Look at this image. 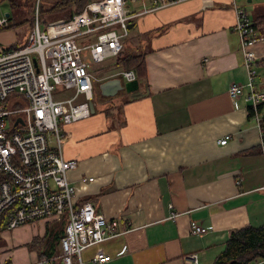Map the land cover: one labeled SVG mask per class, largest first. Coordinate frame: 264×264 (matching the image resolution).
<instances>
[{
  "label": "crops",
  "instance_id": "crops-1",
  "mask_svg": "<svg viewBox=\"0 0 264 264\" xmlns=\"http://www.w3.org/2000/svg\"><path fill=\"white\" fill-rule=\"evenodd\" d=\"M150 3L127 6L139 11L151 9ZM234 4L246 10L241 0H176L135 17L130 31L137 44L146 38L140 51L147 74L145 82L138 81L142 90L115 99L108 112L92 103L87 117L62 127V155L77 162L68 176L78 203L92 202L103 216L117 220L120 232L82 250V264H95L98 253L111 259L96 264H189L185 257L191 254L196 264H212L232 229L264 221L259 130L243 95L233 102L227 93L230 83L247 81L233 30ZM14 27L0 30V51L20 45ZM259 35L255 49L264 52V32ZM252 67L255 88L264 90V60ZM224 137L226 143L219 144ZM84 177L93 180L80 187ZM192 223L207 232L192 234ZM12 230L11 245L36 235L30 242L36 252L22 248L1 259L35 264L50 258L63 264L60 222Z\"/></svg>",
  "mask_w": 264,
  "mask_h": 264
},
{
  "label": "built area",
  "instance_id": "built-area-1",
  "mask_svg": "<svg viewBox=\"0 0 264 264\" xmlns=\"http://www.w3.org/2000/svg\"><path fill=\"white\" fill-rule=\"evenodd\" d=\"M135 1L91 0L71 17L48 22L45 29L39 27L35 15L25 43L0 51V229L10 231L41 220L64 221L59 241L63 264H73L74 257L82 264V250L120 234L116 219L103 216L90 201L78 203V189L68 176L77 162L62 155V127L90 114L95 80L116 76L124 81L135 79L132 70L96 78L82 59V51L87 50L95 64L115 58L135 17L176 0H151V9L129 11L127 4ZM233 7V30L239 38L247 81L230 83L227 93L233 102L243 95L248 103L249 117L259 130L264 167V90L255 88L252 67L255 60L264 58V52L255 49L262 37L248 13L235 4ZM9 24L0 10V29ZM227 138L218 143L225 144ZM91 180L81 178L80 187ZM190 231L201 235L207 228L192 223ZM110 259L98 253L92 262ZM185 262L196 264V254L185 257ZM35 264H52V260L43 258Z\"/></svg>",
  "mask_w": 264,
  "mask_h": 264
},
{
  "label": "trees",
  "instance_id": "trees-1",
  "mask_svg": "<svg viewBox=\"0 0 264 264\" xmlns=\"http://www.w3.org/2000/svg\"><path fill=\"white\" fill-rule=\"evenodd\" d=\"M13 1L14 0H8L10 7L15 6ZM89 1L91 0H55L47 8H44V10L38 6V17L43 18L44 13H52L54 14L53 19H67L71 17L72 13L81 11ZM7 17L10 22L12 20L11 13L8 12ZM251 21L258 34L264 32V10L257 11L254 19ZM16 25H18V23L11 21L7 28ZM258 36L260 37V35ZM21 46L22 45L11 44L6 47V50L16 49ZM122 52L123 51L104 67V71L114 68L119 70H132L135 74V79L139 81V83L142 81L145 82L147 75L145 53L131 52L123 54ZM262 126L264 128V120ZM60 224L64 226L65 223L62 221ZM263 260L264 221L259 226L246 225L232 229L223 243L222 250L215 256L212 264H255L256 262ZM0 261L8 260L1 259Z\"/></svg>",
  "mask_w": 264,
  "mask_h": 264
},
{
  "label": "rangeland",
  "instance_id": "rangeland-1",
  "mask_svg": "<svg viewBox=\"0 0 264 264\" xmlns=\"http://www.w3.org/2000/svg\"><path fill=\"white\" fill-rule=\"evenodd\" d=\"M53 1L55 0H14L13 2L15 3V6L13 7L9 6L8 0L0 1V10L3 13H8V12L11 13V17H12L11 21L14 23H18V25H16L14 29L17 32L18 40H19L18 42H20V45L24 44L25 39L27 38V34L30 31L32 22L35 18V15H37L38 17V6H40L41 9L44 10V8H47L49 5H51ZM241 2L244 3V6L246 7L245 11L250 15V17L253 16L255 12L260 11L256 7L262 6V8H264V0H251V2H246V0H241ZM150 7H152L151 3H150ZM254 8H255V12H254ZM53 16L54 14L52 13H44L43 18L38 17L39 27L41 29H45L46 24L54 20ZM129 33L130 34H128V36L122 39V42L124 45L122 49L123 51L122 53L128 54L131 52H140L142 50L144 51L146 48L145 47L146 43H144V40L146 41V38L141 39V44H137V38L133 36L132 30L130 31L129 29ZM149 47L150 46L148 45V49ZM82 59L89 64L90 70L92 71V73L95 75L96 78H100V77L102 78L105 75H108V73L104 71V67L107 64H109L111 61H113L114 58L106 60L102 64H95L91 60L88 51L85 50V51H82ZM115 69L116 68L109 69L107 71H113ZM103 79H101L100 81H102ZM100 81L95 80L93 82L94 84L93 97L94 98H93L92 103H100V105H102L103 108L107 110V112L110 110L109 106L111 102L115 101V99H120L121 101H124L125 100L124 98H128L130 96V93H132V92L120 91L115 97H108V98L103 97L100 95V92L98 89V85ZM141 90H142V84L139 86L136 92H140ZM66 93L69 94L70 92L66 91ZM41 221H45V220H41ZM30 224H26L24 226H27ZM13 231L14 230L9 232V231L4 230L3 233H1L2 237H0V260H1V256L3 253L9 254L10 256L13 251H16L22 248L24 249L23 251L24 253H26L27 251L36 252L35 249L31 247L30 245L31 241H34L35 239L38 238L36 235L33 236V238L30 236V239L32 238L30 242L29 241H26V242L18 241L17 244L11 245L9 236H12ZM39 241H41V239H39ZM4 248L6 249V252ZM24 257L28 259V254H26ZM6 260H9L11 262L10 259H6Z\"/></svg>",
  "mask_w": 264,
  "mask_h": 264
},
{
  "label": "water",
  "instance_id": "water-1",
  "mask_svg": "<svg viewBox=\"0 0 264 264\" xmlns=\"http://www.w3.org/2000/svg\"><path fill=\"white\" fill-rule=\"evenodd\" d=\"M8 16V13H5ZM131 24L128 25L129 29ZM33 63L36 66L35 57L32 58ZM138 88V81L136 79L131 81H124L121 77H111L101 81L98 85L100 95L103 97H115L120 91L133 92ZM90 111H93L92 102L89 103Z\"/></svg>",
  "mask_w": 264,
  "mask_h": 264
}]
</instances>
